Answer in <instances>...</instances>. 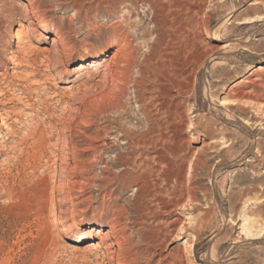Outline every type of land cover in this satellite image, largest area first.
I'll use <instances>...</instances> for the list:
<instances>
[{
  "label": "rangeland",
  "instance_id": "obj_1",
  "mask_svg": "<svg viewBox=\"0 0 264 264\" xmlns=\"http://www.w3.org/2000/svg\"><path fill=\"white\" fill-rule=\"evenodd\" d=\"M17 30L32 42L13 58ZM53 37L50 74L30 51ZM120 49L129 57L117 58ZM131 62L149 76L130 69L113 109L108 90L121 83L109 82L105 66ZM259 66L264 0H0V264H114L97 255L100 233L88 228L103 234L93 215L122 222L121 210L135 264H157L160 253L176 264H264V107L250 100L264 93ZM62 79H74L83 102L77 124L46 97ZM158 89L179 105L169 118L156 115L167 122L151 135L146 111L154 113ZM138 174L157 183V195L139 196ZM174 217L183 233L143 254Z\"/></svg>",
  "mask_w": 264,
  "mask_h": 264
},
{
  "label": "bare ground",
  "instance_id": "obj_2",
  "mask_svg": "<svg viewBox=\"0 0 264 264\" xmlns=\"http://www.w3.org/2000/svg\"><path fill=\"white\" fill-rule=\"evenodd\" d=\"M80 5V4H79ZM17 6L21 9H26L27 5L26 3H24L23 1H20L17 3ZM80 6H77L76 7V10L79 9ZM27 10V9H26ZM24 10V11H26ZM28 11V10H27ZM203 12V11H202ZM201 12V13H202ZM203 14V13H202ZM226 17V16H225ZM202 18V17H201ZM261 18V15H258L257 17H250V18H247L246 20H242L239 22V24H247V23H252L254 21H258L260 20ZM222 20L221 23L218 25L217 29H219L220 26L224 25L225 23V18H221ZM34 24L36 27H38L39 25H43V23L39 20L37 21H34ZM21 25V24H20ZM208 25V24H207ZM120 32V31H119ZM120 34V33H119ZM212 40H217V38L212 35ZM15 39H16V42H17V50L15 51V53L12 52V57H20V56H26L24 53L21 52V48L24 47V45H22V43H25V45L28 43H31L32 41V37L30 36H24L22 31L20 30H17L16 32V36H15ZM55 37H53L51 39V44H50V47H46V48H42V49H34L32 48V50L30 51L31 53L30 54H41L42 55V60L41 62H43V64L47 67V70L50 74H54L56 73V66H57V63L55 62L54 65H49L50 62H51V59L52 58H55L57 57V45L54 43L55 41ZM124 45L126 44V41L124 40L123 38V42L121 43V45ZM232 44V41L229 42V45ZM127 45V44H126ZM124 45V46H126ZM224 45V44H223ZM229 45H224L222 47H220L221 49L224 48V47H228ZM217 46H213V49H216ZM121 48V47H120ZM152 48V47H151ZM219 48V49H220ZM122 49V48H121ZM118 50L116 52V55L117 58H119L118 56L119 55H122L123 53V49L122 50ZM243 49H246L245 47H243ZM128 49H126L125 51H127ZM130 50V49H129ZM248 50V49H247ZM24 51V50H23ZM25 52V51H24ZM29 52V51H28ZM28 52H25V53H28ZM129 52V51H128ZM131 52V51H130ZM129 52V53H130ZM29 54V59H31L32 61H35L36 58H32L31 55ZM125 54V53H123ZM126 57L129 55L125 54ZM28 56V54H27ZM148 56V55H147ZM129 57V56H128ZM127 57V58H128ZM149 57V56H148ZM116 58V59H117ZM130 58L133 59V57L130 56ZM153 58V57H152ZM157 58V57H156ZM114 59V60H116ZM121 59V58H120ZM125 59V58H124ZM131 59V60H132ZM130 60V59H129ZM130 60V61H131ZM31 61V62H32ZM119 61V60H118ZM117 61V63H119ZM127 61V60H126ZM153 61V60H152ZM113 62V61H112ZM123 62V61H122ZM129 62V61H128ZM126 62V64L128 63ZM133 62V61H132ZM130 63L131 65V68H129L130 66L127 67V65H125L126 67H116V70H113L110 66L106 65L105 68L108 70V78H109V82H113L116 84L117 83H121V84H117L115 85L114 84V87L110 88L108 91L112 93V96L114 99H117V101L113 104V109L114 108H118L119 107V97H121V92L118 93V92H115V88L120 91V90H125V86H120L122 84H126L128 82V76L130 74V69L132 68H136L137 69V73L139 75H143V76H147L146 73L148 72H145L144 68L142 67V65L138 64L137 66L135 65H132L133 63ZM114 63V62H113ZM116 63V62H115ZM125 64V62H124ZM123 64V65H124ZM114 65V64H113ZM116 65V64H115ZM159 67V66H158ZM258 69H262L263 72H264V67L263 66H259ZM116 73V76H114ZM145 73V74H144ZM262 74V73H261ZM32 75V74H31ZM155 75V74H154ZM149 76V75H148ZM154 77V76H153ZM179 77V76H178ZM176 80L177 79H172L170 80V84L171 85H175L176 83ZM130 82V81H129ZM135 82V81H134ZM60 83L64 84L63 85H59V84H56V83H52V85H50L48 87V90L46 92V97L49 99V100H54V99H57L55 100L56 104L58 106H60V109L62 110L63 113H65V117H64V121L66 123H68L69 121L74 123V124H77L79 121H80V113H78L77 111V104L80 103L82 104L83 102L80 100V94L79 92L77 91L76 87H75V84H74V79H62L60 81ZM177 84V83H176ZM261 84V83H260ZM84 85L87 87V88H92V85L89 84L87 81H84ZM111 85V84H110ZM136 86V85H135ZM156 89V88H155ZM163 89V88H162ZM162 89H158L156 91V94L153 95V99L154 101L156 102L155 105H154V110L153 111L154 113L152 114V111H149V110H145L146 113L148 115H150L149 119L151 118V116H154V118L152 119L156 125L152 124V125H147V132H149L151 135L152 133H155L156 131V127L159 128V127H162L166 124L167 121H163L162 120V117L163 115L167 118H169L170 116V113L172 112L171 111V107H174L175 108V113L177 112V106L179 105L178 102H176V98H177V94H174V93H170L169 91H165V90H162ZM116 90V91H117ZM145 90L144 88H142L140 90L143 91ZM148 90V89H147ZM248 91V90H247ZM138 93V92H137ZM178 93V92H177ZM110 94V93H109ZM124 94V93H123ZM0 96H1V91H0ZM111 96V97H112ZM249 96V95H248ZM151 99V98H150ZM251 101H254L256 104H259L260 106H263L264 107V93H261V92H256L252 98L250 99ZM223 103V102H222ZM221 103V104H222ZM56 105V106H57ZM227 105V103H226ZM87 107V106H86ZM238 107V106H237ZM240 108V107H239ZM54 110L56 111L57 108L55 107ZM144 110V109H143ZM82 112V111H81ZM163 114L162 117H156V115H160V114ZM180 113H178L177 115V120L182 123L183 122V119L180 118ZM172 118H175V117H172ZM162 120V121H161ZM166 120V119H165ZM170 121V120H169ZM176 121V120H175ZM63 122V121H62ZM248 122V121H247ZM173 123V122H172ZM181 123V124H182ZM87 124V122H86ZM84 125V124H83ZM169 125V126H168ZM263 125V124H262ZM72 126V125H71ZM166 126V125H165ZM167 126L168 127H172L173 129H176L177 128V123L176 124H168L167 123ZM74 127V126H73ZM181 127V126H179ZM78 126L75 125V128L74 129H77L78 130ZM164 128V127H163ZM182 128V127H181ZM264 129V127H263ZM81 130V129H80ZM84 130V129H83ZM79 131V130H78ZM80 132V131H79ZM143 141V140H142ZM139 143V142H138ZM144 143V141H143ZM152 158V157H151ZM154 159L157 158V159H161L162 158V154L161 152L159 151H156L155 152V155L153 157ZM162 162V161H161ZM171 162L169 160H165V165H166V168H168L170 165ZM169 169V168H168ZM162 171V170H161ZM123 173V172H122ZM162 176V175H161ZM132 178V177H131ZM135 178V179H134ZM133 179V183L135 184V190L136 192L139 194V196H141L142 198H146V197H150L152 195H157L155 194L154 192H156L157 188H156V185L157 183L156 182H153L151 183L149 181L148 178H145L144 174H138V176L134 177ZM166 178V177H165ZM163 180V179H162ZM166 179H164L165 181ZM176 180V179H175ZM168 181V179L166 180ZM163 183H166V182H163ZM169 183V182H168ZM182 183V182H181ZM162 185V184H161ZM68 186V185H67ZM160 185H158L157 187H159ZM163 186H161L160 188H162ZM174 187V186H173ZM182 187V186H181ZM159 188V189H160ZM166 188V187H165ZM164 188V189H165ZM175 188V187H174ZM162 189V190H164ZM180 190H182L180 188ZM176 191V189H175ZM179 191V190H178ZM165 192V191H164ZM173 192V191H172ZM162 193V191H161ZM67 195V194H66ZM162 195V194H159V196ZM69 197V194L67 195ZM180 196V195H179ZM183 195L180 196V198H183L182 197ZM188 196V195H187ZM161 197V196H160ZM177 197V196H176ZM191 197V196H190ZM67 198V197H66ZM153 197H151L152 199ZM157 198V197H156ZM178 198V199H180ZM160 202V204H162V208H164V205H165V201H162L160 198H157ZM156 199V200H157ZM193 199V198H192ZM147 201V200H146ZM158 202V201H157ZM176 204L178 202H175ZM172 204V203H171ZM160 207V206H159ZM120 209V208H119ZM150 209V208H149ZM160 209V208H159ZM125 210V209H124ZM140 210L142 211V213H145L146 211V208L144 206V203H142V206L140 207ZM170 210V209H169ZM167 210V211H169ZM122 211V210H121ZM121 211H118L116 214L119 215V216H122L123 217V221L120 222V220L116 219L115 217H111L110 220L108 221H105L104 223L99 219L98 216L96 215H93V218L92 220L94 222H96V224L98 226H102L104 228H107V231H105L103 234H101L100 232V229L99 228H93V227H89L88 228V235L90 233L93 234V231H96L97 234L100 233L99 235V238H100V241L97 242L96 244V247L99 249V253L97 255H99V257H102V258H107L109 260H111L114 264H135L134 261L129 258L130 256V252L132 250V243H131V238H130V235H127L125 234V229H126V223H127V217L124 215L125 213L121 212ZM166 212L163 210V213ZM115 214V215H116ZM146 217V216H145ZM165 217V216H164ZM101 218V217H100ZM84 219V213L82 212V210L80 211V221H83ZM162 219V218H161ZM165 220V219H164ZM70 222H71V225H76L78 224V221L75 222V219L73 216L70 217ZM165 221H163L164 223ZM179 222V218L177 217H174L172 218L171 220L167 221V223H164L166 226V228L164 230H166L165 232H161L163 231V229L160 231L161 235H159V237H153V240L151 242H148V248H146V250L144 252H142L143 254H146L147 256L151 255V254H154L156 252V249L157 247L163 245V243L165 242V240L169 237H176L178 236L179 234H182L183 233V228L178 225V227H176L177 223ZM162 223V222H161ZM129 225V224H128ZM160 230V229H159ZM133 252V251H132ZM160 253V252H159ZM170 253H164V254H159V258L157 260V264H176V263H173L171 260L167 259L168 256H169ZM137 255V254H136ZM98 257V258H99ZM134 258V257H133ZM101 262V261H99ZM138 264V263H136ZM145 264V263H144ZM178 264H181V263H178Z\"/></svg>",
  "mask_w": 264,
  "mask_h": 264
}]
</instances>
